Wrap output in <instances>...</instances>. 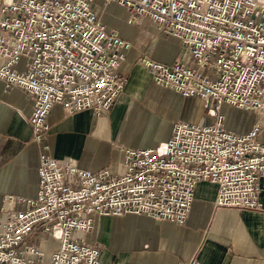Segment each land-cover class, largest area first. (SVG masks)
<instances>
[{
  "label": "built area",
  "instance_id": "built-area-1",
  "mask_svg": "<svg viewBox=\"0 0 264 264\" xmlns=\"http://www.w3.org/2000/svg\"><path fill=\"white\" fill-rule=\"evenodd\" d=\"M94 0H0V80L32 99L28 122L41 147L32 197L5 195L0 207V264H102L86 241L94 216L146 215L183 224L203 180L217 186L214 205L260 207L264 176L261 124L245 133L226 128L223 104L264 112V1L105 0L147 18L182 44L171 64L143 58L151 80L204 102L203 117L178 121L159 145L121 148L123 171L93 172L50 154L45 141L54 104L99 115L124 92L118 73L131 43L107 30ZM51 236L47 262L31 239ZM178 264H206L196 258Z\"/></svg>",
  "mask_w": 264,
  "mask_h": 264
},
{
  "label": "crops",
  "instance_id": "crops-1",
  "mask_svg": "<svg viewBox=\"0 0 264 264\" xmlns=\"http://www.w3.org/2000/svg\"><path fill=\"white\" fill-rule=\"evenodd\" d=\"M92 8L107 30H116L131 43L118 68V73L126 78L124 92L108 111L99 115L90 109L69 113L62 104H54L47 117L49 131L45 141L50 145V154L59 160L70 158L83 169L93 172L108 169L117 173L123 171L121 148H127L119 138V119L132 102L149 112L145 116L146 129H164L157 141L151 139L146 143L141 138L135 142L154 146L169 137L174 123L200 120L196 112L202 100L182 98L156 85L142 64L143 58L166 64L184 60L182 44L177 38L165 34L147 18L128 23L127 10L116 2L94 0ZM171 52L173 60L165 62L164 57ZM2 61L0 58V65ZM159 100L162 112L168 115L178 112L183 119L164 125L152 116ZM32 106L33 101L24 90L13 87L5 91L0 80V207L5 195L32 197L37 190L41 147L32 140L28 122ZM237 110L245 116L229 129L245 133L254 122H259L260 138L264 140V112ZM259 185L261 205L256 209L215 206L217 186L203 180L196 185L194 200L183 224L155 221L146 215L94 216L93 229L84 237L104 249V253L100 251L102 264H178L191 258L206 264H264V176L260 177ZM128 219L131 222L127 223ZM101 223L106 227L105 224L101 227ZM126 223L131 225L126 238L131 251L109 250L108 253V246L117 237L115 228ZM31 241L58 247L57 240L47 235ZM45 256H48L46 251Z\"/></svg>",
  "mask_w": 264,
  "mask_h": 264
},
{
  "label": "rangeland",
  "instance_id": "rangeland-1",
  "mask_svg": "<svg viewBox=\"0 0 264 264\" xmlns=\"http://www.w3.org/2000/svg\"><path fill=\"white\" fill-rule=\"evenodd\" d=\"M260 1L263 2L264 0H260ZM164 59H165V62L172 61L173 52L167 54L164 57ZM159 101L155 106L156 107V109H154L155 113L152 114V112H150V114H152V116L156 117L157 119L159 118V120H161V122H163L164 125L168 124V122L170 121H177V119H183V117H181V115H179L178 112L173 115H168V113L162 112V110L158 106L161 103V101L160 102ZM135 104H136L135 102H132L131 107L127 110L126 114L123 115L121 119H119L120 120L119 125H118L120 129L119 138H121V143L122 145H125V147H147L149 146V144L136 145L135 144L136 140L142 138L141 140L144 142L146 141V143L147 141L151 139H156L157 141L160 139L164 129L162 128L161 130H158V131H155L152 129L149 130L148 128L146 129L145 127L147 126L145 124V119H146L145 116L149 112L142 111L141 106H138L137 104L136 105ZM204 112H205V105H204V102L201 101L199 103V107L196 112L197 117L201 119L204 115ZM221 113L225 116L224 125L226 128H232L233 125L238 124L239 121L243 120V119L241 120L239 119L242 115L245 116V113H242V111L238 112L236 108L230 105H227V104L222 105ZM192 122H196V121H192ZM128 222H131V219H128L127 223ZM127 223L115 228L114 233H116L115 236L117 237L116 239H114L113 244H111L110 247L108 246V253H109V250L110 252L120 251V250H123L126 252L131 251V249L128 248V244L126 243L127 234L129 235L130 230H131L130 229L131 225H128ZM104 224L105 223H101V227H103ZM104 227H106V224L104 225ZM120 236H122V238H120L119 240L118 238ZM34 244L37 245L42 251L44 252L46 251L48 253V256L44 257L45 262H47L50 256L49 251H51L52 249H55V246L52 247V245L42 243V242H39L38 244L36 243ZM56 245L58 246V241ZM101 250L104 253V249L100 247V251ZM103 253H101L100 258H102ZM108 253L106 252L105 257L108 256Z\"/></svg>",
  "mask_w": 264,
  "mask_h": 264
},
{
  "label": "bare ground",
  "instance_id": "bare-ground-1",
  "mask_svg": "<svg viewBox=\"0 0 264 264\" xmlns=\"http://www.w3.org/2000/svg\"><path fill=\"white\" fill-rule=\"evenodd\" d=\"M244 117V116H243ZM239 123H240V121H239Z\"/></svg>",
  "mask_w": 264,
  "mask_h": 264
}]
</instances>
